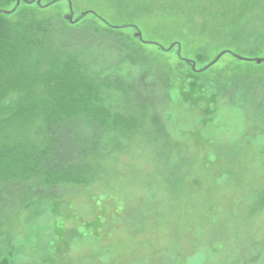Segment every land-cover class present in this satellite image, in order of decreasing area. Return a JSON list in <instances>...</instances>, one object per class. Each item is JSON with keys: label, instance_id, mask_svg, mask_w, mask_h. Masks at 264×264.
I'll return each mask as SVG.
<instances>
[{"label": "trees", "instance_id": "obj_1", "mask_svg": "<svg viewBox=\"0 0 264 264\" xmlns=\"http://www.w3.org/2000/svg\"><path fill=\"white\" fill-rule=\"evenodd\" d=\"M53 1L16 8L13 0H0V264H15V248L4 240L10 233L1 232L8 211L38 215L63 192L117 179L116 163L132 144L163 140L155 132L166 138L163 118L176 90L183 103L202 105V123L220 105L250 110L263 157L253 212H264V71L230 52V70L213 81L204 80L209 68L202 69L213 52L208 36L227 39L225 50L238 45L232 51L240 56H263V33L254 47L241 41L251 34V16L264 22V0L48 6ZM70 5L73 23L65 17ZM177 42L180 54L176 46L168 49Z\"/></svg>", "mask_w": 264, "mask_h": 264}, {"label": "rangeland", "instance_id": "obj_2", "mask_svg": "<svg viewBox=\"0 0 264 264\" xmlns=\"http://www.w3.org/2000/svg\"><path fill=\"white\" fill-rule=\"evenodd\" d=\"M251 19L241 42L254 47L264 22ZM217 39L206 38L213 50L202 67L206 81L230 70L226 54L212 64L223 52L240 56L232 51L238 45L225 50L228 40ZM168 49L180 54L181 43ZM257 66L264 71V62ZM172 96L166 138L154 131L163 140L132 144L116 163L117 179L63 192L38 215H4L15 264H264V212H253L263 157L250 110L220 105L202 123L201 104L183 103L177 90Z\"/></svg>", "mask_w": 264, "mask_h": 264}, {"label": "water", "instance_id": "obj_3", "mask_svg": "<svg viewBox=\"0 0 264 264\" xmlns=\"http://www.w3.org/2000/svg\"><path fill=\"white\" fill-rule=\"evenodd\" d=\"M14 2H16V8H18L20 5H21V2H28V0H13ZM34 2H37L38 5H41V0H32ZM60 1H63V0H55L53 2H51L50 4H48V6L52 5V4H55L57 2H60ZM70 16H67L66 19L70 22V23H73L74 21V17H75V14H74V10H73V7L72 5H70ZM6 13H9V12H6ZM89 12H86L84 14H82L81 17H84L85 15H87ZM136 37L139 38L140 40H143V35L141 32H137L136 34ZM227 52H223L220 56H218V58L212 63L214 64L215 62H217L223 55H225ZM237 59L239 60H242V61H247V62H255L257 63L258 65L263 63L264 62V59H261V58H257V59H248V58H243L241 56H238V55H234ZM211 64V65H212Z\"/></svg>", "mask_w": 264, "mask_h": 264}]
</instances>
